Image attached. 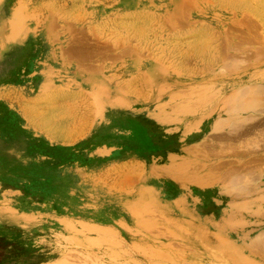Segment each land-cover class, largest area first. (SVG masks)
<instances>
[{
	"label": "rangeland",
	"instance_id": "1",
	"mask_svg": "<svg viewBox=\"0 0 264 264\" xmlns=\"http://www.w3.org/2000/svg\"><path fill=\"white\" fill-rule=\"evenodd\" d=\"M0 264H264V0H0Z\"/></svg>",
	"mask_w": 264,
	"mask_h": 264
},
{
	"label": "bare ground",
	"instance_id": "2",
	"mask_svg": "<svg viewBox=\"0 0 264 264\" xmlns=\"http://www.w3.org/2000/svg\"><path fill=\"white\" fill-rule=\"evenodd\" d=\"M237 108V107H236ZM238 111V110H237Z\"/></svg>",
	"mask_w": 264,
	"mask_h": 264
}]
</instances>
